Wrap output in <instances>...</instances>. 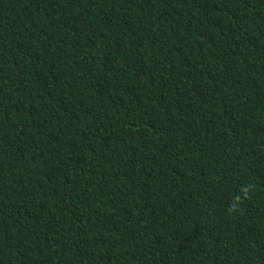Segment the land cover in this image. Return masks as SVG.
I'll list each match as a JSON object with an SVG mask.
<instances>
[{"label": "trees", "instance_id": "obj_1", "mask_svg": "<svg viewBox=\"0 0 264 264\" xmlns=\"http://www.w3.org/2000/svg\"><path fill=\"white\" fill-rule=\"evenodd\" d=\"M0 264H264V0H0Z\"/></svg>", "mask_w": 264, "mask_h": 264}]
</instances>
